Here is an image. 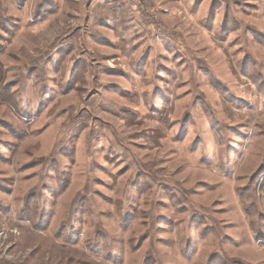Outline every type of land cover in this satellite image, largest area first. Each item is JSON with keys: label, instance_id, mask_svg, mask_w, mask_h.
Here are the masks:
<instances>
[{"label": "rangeland", "instance_id": "1", "mask_svg": "<svg viewBox=\"0 0 264 264\" xmlns=\"http://www.w3.org/2000/svg\"><path fill=\"white\" fill-rule=\"evenodd\" d=\"M0 264H264V0H0Z\"/></svg>", "mask_w": 264, "mask_h": 264}]
</instances>
